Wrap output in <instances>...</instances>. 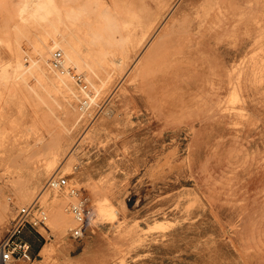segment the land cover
Instances as JSON below:
<instances>
[{
	"label": "rangeland",
	"instance_id": "obj_1",
	"mask_svg": "<svg viewBox=\"0 0 264 264\" xmlns=\"http://www.w3.org/2000/svg\"><path fill=\"white\" fill-rule=\"evenodd\" d=\"M54 1L41 18L38 0H0V146L16 145L0 241L41 192L30 264H65L96 237L78 264H264V0ZM59 169L115 219L74 237V198L43 189ZM59 208L64 257L42 252L63 242Z\"/></svg>",
	"mask_w": 264,
	"mask_h": 264
},
{
	"label": "built area",
	"instance_id": "obj_2",
	"mask_svg": "<svg viewBox=\"0 0 264 264\" xmlns=\"http://www.w3.org/2000/svg\"><path fill=\"white\" fill-rule=\"evenodd\" d=\"M62 58L60 53H57L53 65L57 69L67 72ZM75 80L84 92L90 90L83 73H77ZM89 104L90 98L85 94L79 103L80 111L84 112ZM43 189L65 191L74 198L71 205V212L75 220V225L71 229L72 235L82 237L85 228L92 223L96 216L93 199L88 192L72 182L69 174L60 171V169L48 177ZM40 196L41 192L30 203L16 209V213L7 228L6 236L0 241V264H30L36 258L32 244L24 237V231L26 228L36 229L47 224L48 212L40 201Z\"/></svg>",
	"mask_w": 264,
	"mask_h": 264
},
{
	"label": "bare ground",
	"instance_id": "obj_3",
	"mask_svg": "<svg viewBox=\"0 0 264 264\" xmlns=\"http://www.w3.org/2000/svg\"><path fill=\"white\" fill-rule=\"evenodd\" d=\"M34 6H35V4H34ZM34 8H35V10L33 9L34 10L33 14H35V15L41 17V18H47V17H49L50 14L57 12V6L55 5V1L54 0H40V1L38 0V3H36V6ZM14 63H16V62H14ZM19 63L22 64L21 62H19ZM12 69H13V67H12ZM16 70H14V71H16ZM90 99H92V98H90ZM15 150H16V145H14V144L3 143L0 146V177L5 172L11 171V166L13 164H11L12 161L10 162V158L9 157H10V153L14 152ZM23 151H25V150H23ZM58 153H59V150L55 153L54 157H57ZM19 155H20V153H19ZM21 155H23L22 152H21ZM14 157H15V155H14ZM14 157H13V159H14ZM51 160H49V161H51ZM70 165L71 164H67V167L70 168ZM63 172H65V171H63ZM96 190L100 191L99 188H96ZM23 194H25V193H23ZM43 200L46 201V202L51 203L52 205H56V202H57V198L49 201V198H48L47 195H45L43 197ZM94 200H95V202H94ZM94 200H93V203H94V207H95L96 216H95L94 220L92 221V223L90 224L92 232L96 231V226L95 225H96V223L98 221H100V220H102V221L109 220V219H112V218L115 219L116 214H117L116 208L114 207V205H112V203H111L110 199L107 197V195L97 196ZM59 206H61V205H59ZM59 213H60V216L57 217L58 218L57 221H58L59 225H61L63 227V228L59 229L63 233L61 235V238H62L63 242L59 243L56 246L55 245L47 246L45 248L44 252L45 253H53L54 252L59 257H64V255H66L68 253L69 248L71 246V243H70L69 239L67 238V233H66V228H65V227H67V225L69 223V219H67L66 215L65 216L63 215V212H62V210L60 208H59ZM54 217H55V215H54ZM68 228H70V226H68ZM99 247H100V242H99V238L98 237L95 238L94 242H90V241H88V239H86L85 248L81 252V254H79L76 257H73V259L69 258L66 261L65 264H78V262L81 259H83L88 253L96 252L99 249Z\"/></svg>",
	"mask_w": 264,
	"mask_h": 264
},
{
	"label": "crops",
	"instance_id": "obj_4",
	"mask_svg": "<svg viewBox=\"0 0 264 264\" xmlns=\"http://www.w3.org/2000/svg\"><path fill=\"white\" fill-rule=\"evenodd\" d=\"M150 0H147V1H145V2H143V4H142V6L141 7H143V6H145L148 2H149ZM31 8V5L29 4L28 5V8ZM29 8V9H30ZM145 19H147L146 18V16L144 17ZM90 228H91V226H89ZM60 233H61V235L63 234L62 232H61V230H60ZM67 233V232H66ZM24 237L32 244V246H37V240L35 239V235H34V231L31 229V228H26L25 229V231H24ZM86 241V240H85ZM85 241H84V248H85ZM47 246H49V245H46V246H43V248H42V252H44V250H45V248L47 247ZM72 246H75V243H74V241H72V244H71V246H70V248L72 247ZM69 248V249H70ZM45 253V252H44ZM40 261V262H39ZM34 263L35 264H43V259H39V260H36V261H34ZM33 263V264H34Z\"/></svg>",
	"mask_w": 264,
	"mask_h": 264
}]
</instances>
